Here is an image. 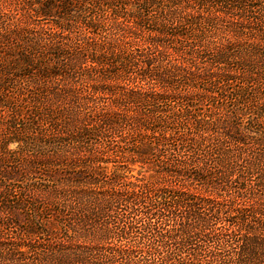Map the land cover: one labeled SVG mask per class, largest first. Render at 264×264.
Masks as SVG:
<instances>
[{
    "label": "trees",
    "instance_id": "16d2710c",
    "mask_svg": "<svg viewBox=\"0 0 264 264\" xmlns=\"http://www.w3.org/2000/svg\"><path fill=\"white\" fill-rule=\"evenodd\" d=\"M0 264H264V0L0 3Z\"/></svg>",
    "mask_w": 264,
    "mask_h": 264
},
{
    "label": "rangeland",
    "instance_id": "374dc122",
    "mask_svg": "<svg viewBox=\"0 0 264 264\" xmlns=\"http://www.w3.org/2000/svg\"><path fill=\"white\" fill-rule=\"evenodd\" d=\"M5 1H7V0H0V3L4 4Z\"/></svg>",
    "mask_w": 264,
    "mask_h": 264
}]
</instances>
